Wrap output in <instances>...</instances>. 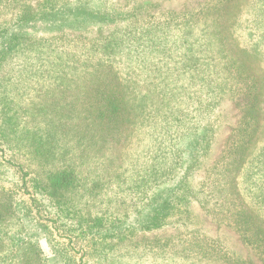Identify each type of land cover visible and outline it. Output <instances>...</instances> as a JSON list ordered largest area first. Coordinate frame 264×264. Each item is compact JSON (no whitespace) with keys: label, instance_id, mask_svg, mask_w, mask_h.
I'll return each instance as SVG.
<instances>
[{"label":"rangeland","instance_id":"rangeland-1","mask_svg":"<svg viewBox=\"0 0 264 264\" xmlns=\"http://www.w3.org/2000/svg\"><path fill=\"white\" fill-rule=\"evenodd\" d=\"M127 11L134 17L122 19ZM0 25L21 34L0 69V196L18 190V167L46 184L50 166L38 163L35 148L101 186L97 197L73 194L62 206L88 218L110 215L135 227L137 212L160 188L180 178L188 183L180 213L169 211L162 226L106 236L92 248L76 239L65 250L71 263L58 264H262L224 218L233 205L218 195L229 189L222 171L245 114L255 112L257 130L241 151L244 169L264 147V1L0 0ZM108 98L117 111L100 120ZM20 194L14 197L27 200ZM45 201L32 216L52 234L41 231L36 246L12 249L8 231L16 229L17 212L0 216V264H44L40 258L54 256L51 239L66 240L53 225L71 227V218ZM259 209L251 210L263 224ZM27 228L39 231L31 221Z\"/></svg>","mask_w":264,"mask_h":264},{"label":"trees","instance_id":"trees-1","mask_svg":"<svg viewBox=\"0 0 264 264\" xmlns=\"http://www.w3.org/2000/svg\"><path fill=\"white\" fill-rule=\"evenodd\" d=\"M261 1L264 0H258V3L260 4ZM124 13L125 14L121 16L122 19L129 20L131 17H134L132 11ZM84 14L88 15L89 13L84 12ZM35 15L36 19H41L39 12H36ZM35 15L32 14L28 18V21H34ZM93 15H95V12L90 10V16ZM101 16L113 17L111 15H105L104 13H102ZM25 18L26 14L23 17L21 16L17 18L15 24L20 26ZM20 42L21 34L19 35V33L14 32V29L10 28L8 25H0V69H3L2 65L6 59L10 57L11 53L21 46ZM180 70L181 68L179 71ZM114 105L113 98L110 100L108 98L106 110H109L110 114H106V110L101 109V116L98 114L100 120L103 118L105 119V117H108L117 111V108ZM252 108L250 107V111L253 110ZM244 117H246V119L242 122L243 126L236 130L234 134L235 138L233 137V140L228 146V148L232 150L230 151V154H234V157H227L228 159L225 160L226 162L222 171L223 183L229 189H226L225 187L219 189L218 185H220V182H216V179L215 183L217 186L215 188L219 189L218 198L220 200H224V203H227V205L230 203L233 205L232 208L228 207L226 209L225 216L223 215L224 218H226L229 224L239 233L244 244L251 245L260 253L262 256V264H264V223L261 224L259 219L255 220L254 217L256 215H254L251 210L254 206L258 205H261L264 208V147L259 149L256 156L250 160V164L244 169L247 160L241 151H247L249 149V141L257 130V126L255 125V112H250V114L247 113ZM200 137V141L204 142L205 136L202 134ZM4 138L5 137L0 130V139L3 140L2 142H6ZM195 142L199 145L198 141ZM187 145L188 144H186V146ZM189 148L194 154L196 146L190 145ZM32 154L37 158L38 163H44L47 161L45 164L50 166V168L46 169L43 173L46 184H43L35 177H32L28 171H24L19 168L18 165H13V167H18V171L15 170L14 173H18L17 176L20 179V185L15 193L10 187H8V189H5V194L0 196V216L4 211L10 217V213L13 215L17 212V214L14 215L16 229L8 231L11 240V248L14 250L21 248L23 244L27 243H29V245H35L37 243V236L40 235L41 231H46L49 234H52L50 231V225L40 221V219H36L37 216H32L33 209H35L36 213L39 212L37 206L41 204L40 201H44L45 197L47 198V201L45 202L49 203L48 206H56L64 216H67L66 218H71L69 221L70 224H72L71 227L60 221L59 225H53L58 231L64 230L62 233H66L67 237L64 242H59L61 241L59 239H57L59 241H52L51 239L50 244L52 245L54 256L49 259L44 257L40 258L39 260L44 261V264L46 260L51 262L50 264H58L62 259L71 263L73 258L69 257L65 250L70 244H73L76 239H86V241H90V247L92 248L97 240L104 239L106 236H130L134 233V229L148 230L160 227L164 224L165 221L163 220L169 211L173 212L172 215L176 214V212L180 213V203L185 199L188 183L186 180L184 182V180L180 178L178 181L174 182L173 185L165 186L162 189L160 188L158 194L148 202V209L145 212H137V216H135L133 220L134 223L136 222L135 227H133L134 224L130 225L125 223L124 219H121L120 217L114 218L110 215H96L88 218L80 213L78 207L72 205H69L71 206L70 208L62 206L66 204L68 205V201H70V198H72L71 195L73 194H76L80 199L87 197L89 192L90 198L97 197L101 191V186H99L95 180L91 179L90 182H84L83 179H80L77 173L71 168L60 167L56 163H53V161H48L46 159L48 155L47 151L45 152L35 148L32 149ZM4 162L6 161H0L1 168L6 166ZM254 162H256V164H254ZM229 176L234 179L232 182L227 181ZM235 190L243 193L244 197L249 202L250 210L243 203H238L237 196L240 193ZM15 194H27L28 198L27 200L24 197L21 199L20 197L15 198ZM59 208H62V210ZM1 210L3 211L1 212ZM258 212L264 217V209H259ZM46 214L47 216H50L48 213ZM74 218L75 220H73ZM56 220L57 219H55L53 223H56ZM30 221L34 227L36 226L39 228V231L35 230L33 233L28 231L30 229L27 228V225ZM1 236L2 231L0 230V238ZM34 253L38 254L41 252L37 249ZM228 264H232V262H228ZM238 264H240V262Z\"/></svg>","mask_w":264,"mask_h":264}]
</instances>
